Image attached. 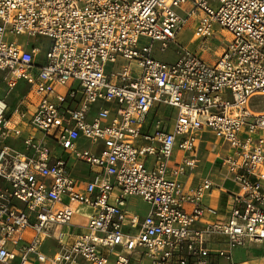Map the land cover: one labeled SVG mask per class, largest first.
I'll return each instance as SVG.
<instances>
[{
    "label": "built area",
    "instance_id": "1",
    "mask_svg": "<svg viewBox=\"0 0 264 264\" xmlns=\"http://www.w3.org/2000/svg\"><path fill=\"white\" fill-rule=\"evenodd\" d=\"M188 24L230 35L214 62L178 43ZM0 90V264H247L235 253L264 247V0H0ZM205 133L219 184L196 170Z\"/></svg>",
    "mask_w": 264,
    "mask_h": 264
},
{
    "label": "rangeland",
    "instance_id": "2",
    "mask_svg": "<svg viewBox=\"0 0 264 264\" xmlns=\"http://www.w3.org/2000/svg\"><path fill=\"white\" fill-rule=\"evenodd\" d=\"M213 36L209 38L208 40L202 41L199 39H195L193 37V26L192 24H188L186 27L183 28V30L179 33L177 36V41L180 45L186 46L190 48L191 50H194L204 61L208 63L214 62V60L221 54V52L224 50L225 46L230 41V35L221 29L219 25H214L213 28ZM19 41H26L29 40L31 43L35 42L36 44H46L48 43V40L43 37H31L28 38L27 36L20 35L18 36ZM143 40V39H142ZM160 43L155 42L153 44V56L164 62H170L175 59V53L177 49L176 44H169L168 47L164 51H160ZM127 63V62H125ZM131 65H134V63H131ZM24 87L25 84L23 82L19 83V86L15 89H13L9 95L8 98H6L7 103L10 106H14L20 95L24 93ZM0 97H3V91L0 90ZM259 105L264 110V97L260 98ZM217 137L212 134H203L201 139V148H202V156L205 158L202 159L201 155L199 153L198 159H197V166L196 170H206L211 166L218 167V163H213V158L209 157V146L213 145V142H216ZM209 144V146H208ZM227 148V144H225L224 149ZM1 185L3 186V182H1ZM230 187H233V185L227 184ZM234 188V187H233ZM66 202V198H63ZM127 206L128 208L133 211L134 213H137L139 215H144L147 212L148 205L139 197H129L127 199ZM71 221L75 224H82L84 223V219L82 217L73 215L71 217ZM43 252H45L49 256H54L55 253H57V246L53 244L52 239H49L46 241L45 245L42 247ZM264 255V247H258V246H250L247 247L245 250H238L235 253V259L237 261L246 260L247 264H259L262 257Z\"/></svg>",
    "mask_w": 264,
    "mask_h": 264
},
{
    "label": "crops",
    "instance_id": "3",
    "mask_svg": "<svg viewBox=\"0 0 264 264\" xmlns=\"http://www.w3.org/2000/svg\"><path fill=\"white\" fill-rule=\"evenodd\" d=\"M264 97V96H263ZM260 98L262 97H259L257 99H255V103H254V108L258 111H262L260 105H259V101H260ZM264 111V110H263ZM15 142V141H14ZM11 143H13V141L11 140ZM88 143L86 141H82L80 140L79 142V146L80 147H88ZM209 146V144H208ZM211 146H209V154L208 156L209 157H212V151H211ZM202 151V150H201ZM200 151V155H201V158L204 159L205 157L202 156V153ZM213 158V157H212ZM215 166V165H214ZM214 166H211L209 167L208 169H204V170H198V177L199 176H203L207 173H211L212 177H213V180L215 181L216 184H219V180H218V174L216 172V167ZM87 171V168L85 165L83 164H76L75 168H74V176L77 177L78 180H81L83 181L84 180V177H85V173ZM227 184H230L229 182H225L224 184V187L226 188H231L230 186H228ZM231 185V184H230ZM205 202L210 205V206H214V207H217L219 210H221L222 212L226 211L228 206H229V202H230V198L229 196L224 192L222 191L221 189L219 188H213L210 192V194H208L205 198ZM91 213V209L85 205H79L77 208H76V211L73 215H76V216H79V217H82L84 219V223L82 224H75L71 221V224L72 226H64L63 229L66 230L67 232L71 233V234H76V233H81V232H85V224L87 222V218L88 216L90 215ZM72 215V216H73ZM52 239L53 241V244L56 245V242L53 238H50ZM49 240V239H48ZM46 243V242H45ZM45 245V244H44Z\"/></svg>",
    "mask_w": 264,
    "mask_h": 264
},
{
    "label": "bare ground",
    "instance_id": "4",
    "mask_svg": "<svg viewBox=\"0 0 264 264\" xmlns=\"http://www.w3.org/2000/svg\"><path fill=\"white\" fill-rule=\"evenodd\" d=\"M264 106V105H263ZM263 109V108H262Z\"/></svg>",
    "mask_w": 264,
    "mask_h": 264
}]
</instances>
